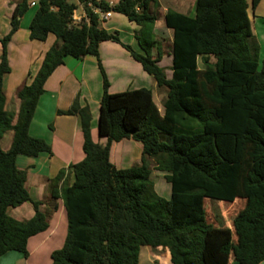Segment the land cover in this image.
I'll list each match as a JSON object with an SVG mask.
<instances>
[{
	"label": "trees",
	"instance_id": "trees-1",
	"mask_svg": "<svg viewBox=\"0 0 264 264\" xmlns=\"http://www.w3.org/2000/svg\"><path fill=\"white\" fill-rule=\"evenodd\" d=\"M32 1L29 38L44 41L52 34L55 40L18 91L14 120L3 92L10 72L7 45ZM88 1L19 0L8 33L0 37V140L12 131L9 149L0 144V256L9 250L27 256L28 238L48 227L39 202L26 189L25 171L16 165L18 154H52L45 140L28 132L44 83L65 56L92 55L103 89L97 130L107 142L92 140L89 106L80 105L77 97L59 111L79 116L84 157L53 179L56 184L62 180L51 195L63 201L67 228L51 264H138L142 246L167 249L170 264H259L264 260V57H259L248 16L258 0H194V17L168 8L164 22L172 30L171 78L158 64L163 53L153 33L157 17L149 12L158 0L114 5L92 0L102 11L122 14L138 26L139 51L101 27L104 20ZM77 4L88 21L73 22ZM106 40L119 43L166 89L161 110L149 88L108 91L98 52ZM199 56L203 68L197 66ZM124 138L141 143L142 157L135 166L117 168L110 147ZM148 158L170 183L169 198L155 192ZM205 199H240L244 206L230 226H221L207 220ZM25 202L34 208L31 218L19 221L8 214Z\"/></svg>",
	"mask_w": 264,
	"mask_h": 264
},
{
	"label": "crops",
	"instance_id": "crops-1",
	"mask_svg": "<svg viewBox=\"0 0 264 264\" xmlns=\"http://www.w3.org/2000/svg\"><path fill=\"white\" fill-rule=\"evenodd\" d=\"M8 12L1 15L0 34L8 32L10 29V18L12 9L19 0H11ZM117 3L119 0H106ZM251 0H248L250 2ZM9 3V0H3ZM32 12L29 14L26 36V47L19 51L12 52L10 45L20 32L26 13L22 16L18 30L12 35L8 42V63L10 72L4 76L3 92L5 96V108L14 115L19 108L17 93L20 88L28 83L38 70L41 60L46 50L54 44V37L49 34L44 41L31 40L29 38V23L34 14L35 6H30ZM81 12H82V6ZM171 8L177 12L190 17L195 15L194 0H176L174 4L164 3L158 0L157 5H150L149 12L157 17L153 33L162 48V57L158 64L161 66L165 58L168 59L165 66L167 78L172 76V30L165 25L164 14ZM115 13L106 20H111ZM118 17L121 23L118 30L114 21L111 26H105L109 32H116L119 39L131 45L135 50H140L135 38V31L138 26L134 22L128 21L124 16ZM248 16L251 22L252 39L258 44L259 57H264V0H258L254 10L248 9ZM126 18L127 21H123ZM117 19V20H118ZM105 21V20H104ZM166 43L168 48L164 47ZM99 58L105 74L107 76L110 93L125 90L137 89L141 87L152 90L153 100L159 110L162 109L166 98V89H159L155 79L148 74L142 65L133 59L130 53L119 43L111 40L100 42L98 46ZM155 49L153 54H155ZM198 68H203L200 56L197 59ZM168 69V72L167 70ZM31 73V76L28 75ZM102 76L97 65L96 57L86 55L80 58L65 56L63 63L55 68L44 83V89L38 98L36 108L30 122L28 132L32 137L45 140L51 147L52 154L40 152L31 156L18 154L16 165L24 170L26 174L25 186L31 198L39 202V210L45 214L48 227L28 238V255L15 250H9L0 256V264H51V253L62 246L65 236L67 221L60 197H52L51 189H59L62 180L54 183L53 179L61 169H66L70 164L79 162L84 157L83 134L81 131L80 119L77 114L60 113L66 111L77 97L80 105L87 104L91 113L90 127L91 137L94 142L105 145L106 137L98 135L97 122L99 113V103L102 96ZM157 97V100L156 98ZM158 101V102H157ZM12 131H7L0 140L3 150H8L11 144ZM142 157V145L140 142L130 138L113 141L110 147V160L117 168H128L140 163ZM151 169L155 170V162L148 158ZM152 176V174H151ZM71 181V175H69ZM154 187V186H153ZM155 190V189H154ZM156 192V191H155ZM171 192V191H170ZM167 193V189L164 190ZM159 195V194H158ZM170 196V195H169ZM8 214L16 220L23 221L31 218L34 208L31 203L25 202L8 209Z\"/></svg>",
	"mask_w": 264,
	"mask_h": 264
},
{
	"label": "rangeland",
	"instance_id": "rangeland-1",
	"mask_svg": "<svg viewBox=\"0 0 264 264\" xmlns=\"http://www.w3.org/2000/svg\"><path fill=\"white\" fill-rule=\"evenodd\" d=\"M9 1H10L9 3H4L3 0H0V21H2L1 15L5 16L6 13L8 12V6L12 4V1L11 0ZM71 1L76 3V0H71ZM162 1L164 3L174 4V7H176V0H162ZM81 6H82L81 4H77V11H76L77 16L81 14V8H80ZM32 11L33 10L31 8L25 12L27 16L23 20V25L21 26L20 32L17 34L15 40L12 41L10 45V50L12 52L14 51L17 52L19 51V49L26 47L25 40L28 39L26 36V31H27L26 22L28 23V18L30 16L29 14ZM114 13L115 14L113 15V18L111 20L101 21L100 26L105 28V26H111L114 23V21H118L117 23L118 30H122L120 29L122 28L121 23H119L120 18L118 19V17H120L121 14L116 13V12ZM122 19H124L123 21L125 22L127 21L126 18H122ZM7 33L8 32H3L2 34H0V37H3ZM164 47L168 48L166 43H164ZM7 53H8V48H7ZM0 54H1V45H0ZM166 62H168V59L164 57L161 67L165 66ZM166 70L168 72V69ZM164 72H165V69H164ZM159 89L165 90L164 87H161ZM155 98L157 100V97ZM151 179L153 181L154 189L156 193L164 198H169L170 183L166 181L164 177V173L160 170L153 169ZM165 189H167V193H164ZM243 206H244V200H240V199H236L233 202H223V201L210 200V199L204 200V207L206 211L207 220L209 222H212L213 224L221 225V226H230L233 216ZM232 261H233V258L230 257V262L232 263ZM138 264H170L168 251L165 248L151 249L148 246H142L140 247V250H139ZM259 264H264V260L261 261Z\"/></svg>",
	"mask_w": 264,
	"mask_h": 264
},
{
	"label": "built area",
	"instance_id": "built-area-1",
	"mask_svg": "<svg viewBox=\"0 0 264 264\" xmlns=\"http://www.w3.org/2000/svg\"><path fill=\"white\" fill-rule=\"evenodd\" d=\"M101 0H95L96 3H99ZM78 2V1H77ZM110 5H114V3L112 2H108ZM35 4L34 1H32L30 3V6H33ZM88 7L91 9V11L93 13H97L99 14L100 18L102 20H106L108 19L111 14H112V11H102L99 7H97L95 4H93L92 0H89L88 3H87ZM76 11L77 9L74 11L73 13V22L75 24H78L80 23L81 19L84 18L86 21H88V17L86 16L85 12L83 11V7H82V12L81 14H79L78 16L76 15Z\"/></svg>",
	"mask_w": 264,
	"mask_h": 264
}]
</instances>
